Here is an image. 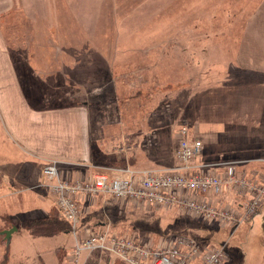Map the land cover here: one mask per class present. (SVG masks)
<instances>
[{
	"label": "rangeland",
	"instance_id": "1",
	"mask_svg": "<svg viewBox=\"0 0 264 264\" xmlns=\"http://www.w3.org/2000/svg\"><path fill=\"white\" fill-rule=\"evenodd\" d=\"M257 1L171 0L169 23L173 24L171 26L178 25L183 15L189 13L190 8L193 9L194 3L200 4L202 41L205 37L208 40L211 34L217 36L219 44H229L237 40L245 16ZM31 4L26 2V9H33ZM15 5L13 14L0 17V27L14 53L17 51V37L21 38L23 30L27 37L29 31V25L16 13L18 2H15ZM164 13L165 17L167 13ZM159 18L162 19V16L159 15ZM100 28L99 37L101 41L107 42L105 56L110 64L106 65L105 80H93L91 84L82 81V87L85 85V88H88V84L92 87L91 91L84 92V95H81L82 88L76 87L77 83L66 75H62V79L56 75L41 77L33 73L30 64L19 66L16 53L13 58L15 67L20 72H26V79L20 83L32 107L86 105L90 112L91 161L94 163L92 166L97 167L94 171L109 173L126 166L136 169L169 168L176 162L172 154V138L176 129L182 125L188 127L191 135L202 143L199 164L261 159L264 166V95L261 98V93L253 92L249 87L237 95L231 94L225 86L210 89L208 84L200 90L195 87L199 83L195 82L192 84L193 89L189 88L184 92L183 88L177 89V82L166 86L168 78L173 73L177 74V65L168 71V65L163 66L161 63L154 65L156 80L153 82H136L131 79L130 73L126 75L127 64L120 66L121 69H116L117 73H125L117 77L112 74L115 65L111 60L115 56L110 44L116 40V33L113 18L109 14L102 17ZM170 36L172 41H177L179 35L174 31ZM156 52L157 50L155 54ZM158 52V59L163 63L173 58L171 54L165 56V52ZM173 53L176 57V50ZM192 92L196 94L194 97H190ZM64 164L73 174L78 170H87L75 167L73 163ZM45 165L47 162L42 168ZM41 183L47 182L42 178ZM36 192L35 190L17 195L27 196L25 204L28 207H24L21 200L18 207L12 203L15 209H10L9 213L15 218L16 224L12 226L15 231L8 246L0 242V262L7 253V264H58L54 250L60 249L64 253L61 264H107L108 262L104 261L109 258L107 254L87 251L81 252L77 263H72L69 256L75 242L70 233L39 238L31 236L23 229V219L42 217L52 207V199L48 195L43 203L38 204L34 199ZM83 203L81 202V205L88 206V202ZM96 203L100 205L102 202ZM90 210L93 217L99 213L110 216L111 225L117 232L132 231L142 242L149 245L168 242L177 235H185L197 239L202 246L224 245L229 255L226 264H264V203L256 216L242 223L234 231L229 227L206 225L198 221L188 222L189 220L162 211H142L128 204H111L108 200L104 201L102 206L91 205ZM117 212L122 214L117 216ZM7 226H10L7 220H0L2 230ZM188 229L194 230V233H189Z\"/></svg>",
	"mask_w": 264,
	"mask_h": 264
},
{
	"label": "crops",
	"instance_id": "2",
	"mask_svg": "<svg viewBox=\"0 0 264 264\" xmlns=\"http://www.w3.org/2000/svg\"><path fill=\"white\" fill-rule=\"evenodd\" d=\"M170 1L0 0V17L13 14L15 2H18L16 13L29 25V31L27 37L24 30L21 38L17 37V64H30L33 73L41 77L56 75L62 79V75H66L77 83L76 87L82 88L81 95L91 91V81L105 80L106 65L110 63L105 56L107 42L101 41L99 35L102 17L109 14L116 33L114 43H109L115 56L111 60L115 65L113 75H121L123 72L117 73L116 69L127 64L129 70L125 68L126 75L130 73L131 79L153 82L156 80L154 65H168V71L177 65V74L173 73L168 78L166 86L177 82V89L183 88L184 92L194 88L193 82L199 83L194 86L200 90L208 84L210 89L225 86L233 95L241 94L249 87L251 91L261 93L263 98L264 0H258L245 16L237 40L229 44H219L217 36L211 34L208 40L205 37L202 41L200 4L194 3L193 9L190 8L189 13L183 15L179 24L171 26ZM26 2L32 3L33 9H26ZM164 12L167 13L165 17ZM189 19L192 24L188 22ZM174 31L179 35L177 41L171 40L170 33ZM9 45L0 27V220H7L10 226H15V218L9 213L10 209H15L12 203L18 207L21 200L23 206L28 207L25 204L27 196L19 197L18 194L36 190L34 199L38 204L45 201V196L51 197L47 187L41 183L42 169L46 166L42 168V165L45 162L55 161L60 175L70 181L78 177L85 179L90 173L97 172L94 171L97 167L92 166L94 163L91 161L90 112L86 105L32 107L20 83L26 79V72H20L15 67V53ZM175 50L176 57L173 53ZM158 51L161 54L165 52V56L171 54L173 58L163 63L158 59ZM82 81L89 82L88 88L85 85L82 87ZM190 95L194 97L196 94L192 92ZM219 162H236V174L239 176H264L261 159L216 163ZM64 163H73V166L87 170H78L73 174L65 168ZM234 198L235 195L229 192L224 194L221 201L230 203ZM51 199V209L38 218L54 212ZM83 202L89 203V200ZM83 208L81 226H96V221L101 218L91 216L90 209L89 213H84ZM38 218L23 219L21 225L23 227L25 221ZM58 234L60 232L55 235ZM54 251L58 264H61L64 253L60 249ZM104 261L111 264L108 259Z\"/></svg>",
	"mask_w": 264,
	"mask_h": 264
},
{
	"label": "built area",
	"instance_id": "3",
	"mask_svg": "<svg viewBox=\"0 0 264 264\" xmlns=\"http://www.w3.org/2000/svg\"><path fill=\"white\" fill-rule=\"evenodd\" d=\"M201 141L193 137L185 125L176 129L172 138L174 167L136 169L126 166L109 173L97 171L85 179H64L56 162L42 170L43 179L59 218L68 223L75 245L69 256L77 263L81 252H99L109 256L111 264H226L229 255L225 246H202L197 239L177 235L157 244L141 243L136 234L113 230L106 216L96 226H81V202L111 200L115 204L144 210L172 211L180 218L206 225L229 227L234 231L251 220L264 203V176L248 178L236 174V163L199 164ZM232 192V202H223ZM240 200H243L242 202ZM80 238H77L78 236Z\"/></svg>",
	"mask_w": 264,
	"mask_h": 264
},
{
	"label": "trees",
	"instance_id": "4",
	"mask_svg": "<svg viewBox=\"0 0 264 264\" xmlns=\"http://www.w3.org/2000/svg\"><path fill=\"white\" fill-rule=\"evenodd\" d=\"M132 167V166H130ZM134 168V167H133ZM111 201V200H109ZM111 204H115L113 203V201H111ZM99 206V204H97ZM126 205V204H125ZM131 206V205H130ZM133 208L135 206H132ZM135 209H138V208H135ZM54 212H52V214L50 213L49 216L47 217H43V218H38V219H32V220H27L24 222V225L23 227L33 236H52V235H55L56 233H67L70 231V226L68 223L62 221L59 216H58V213H57V210L54 208L53 209ZM139 210H144V209H139ZM144 211H150V212H157V211H162L164 213H168V214H173L174 216H177L178 218H180L176 213L172 212V211H163V210H155V209H150V210H144ZM122 213L120 212H117V216H120ZM99 218H101L102 220L105 218V214H101L99 213ZM98 218V219H99ZM107 220L108 222H110V226L111 228L113 229L112 227V219H110L111 217H107ZM186 220V219H185ZM188 222H191L190 220ZM11 225V224H10ZM94 226V225H93ZM195 226V225H194ZM12 227V226H10ZM199 228V227H198ZM200 229V228H199ZM114 230V229H113ZM189 233H194L192 229H188ZM201 230V229H200ZM3 231L2 229H0V232ZM116 231V230H115ZM120 232V231H119ZM123 232H128V231H122L121 233ZM130 234H134L132 233V231L129 232ZM188 234V233H187ZM195 236V234L193 235ZM137 237V236H136ZM138 241L141 242V243H145V242H142L138 237H137ZM0 242L1 243H5V240H4V236L2 234H0ZM5 253V252H4ZM7 253H5L2 261L0 262V264H6L7 263ZM117 262V261H116ZM119 263V262H118ZM119 264H122V263H119Z\"/></svg>",
	"mask_w": 264,
	"mask_h": 264
},
{
	"label": "water",
	"instance_id": "5",
	"mask_svg": "<svg viewBox=\"0 0 264 264\" xmlns=\"http://www.w3.org/2000/svg\"><path fill=\"white\" fill-rule=\"evenodd\" d=\"M14 231H15V228L11 227L8 230H3L0 232V234H2L4 236V240H5L6 245H8L10 237Z\"/></svg>",
	"mask_w": 264,
	"mask_h": 264
}]
</instances>
